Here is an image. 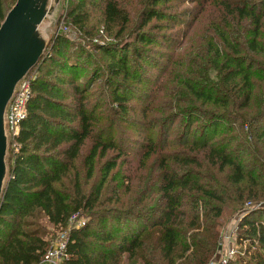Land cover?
I'll return each mask as SVG.
<instances>
[{
	"label": "trees",
	"instance_id": "1",
	"mask_svg": "<svg viewBox=\"0 0 264 264\" xmlns=\"http://www.w3.org/2000/svg\"><path fill=\"white\" fill-rule=\"evenodd\" d=\"M15 1L0 0V25ZM128 7L63 0L80 44L56 36L27 75L0 264L44 263L41 219L66 229L74 214L85 224L61 264H210L223 215L264 200V0H139L135 18ZM236 238L245 250L227 264H264V209Z\"/></svg>",
	"mask_w": 264,
	"mask_h": 264
},
{
	"label": "water",
	"instance_id": "2",
	"mask_svg": "<svg viewBox=\"0 0 264 264\" xmlns=\"http://www.w3.org/2000/svg\"><path fill=\"white\" fill-rule=\"evenodd\" d=\"M50 1L16 0L0 25V197L8 175L6 107L48 46L41 27L51 13Z\"/></svg>",
	"mask_w": 264,
	"mask_h": 264
},
{
	"label": "rangeland",
	"instance_id": "3",
	"mask_svg": "<svg viewBox=\"0 0 264 264\" xmlns=\"http://www.w3.org/2000/svg\"><path fill=\"white\" fill-rule=\"evenodd\" d=\"M9 3H11L13 0H8ZM51 13L48 16V18L44 21L42 27H41V33L42 36L44 37V39L46 40V42L49 41V43L51 42L52 39H54L56 36H65L66 38H68L69 40L75 42L76 44H80V38L81 35L78 32H75V30L71 27H69L68 25H66L64 23V21H62V17H63V0H59L58 3H55V0H51ZM127 3V0H126ZM6 6H8V4H6ZM128 10H130L131 12V17L135 18L136 15L134 14L135 11L137 10V8H139V0H128ZM90 12H91V16H90V22H89V26H92L93 24H95L96 22H98V28L100 29V31L103 29L102 24L100 22V10L98 8V6L95 4L93 6L90 7ZM189 22V21H188ZM79 35V36H78ZM99 35H102L101 32H99ZM95 38V36L93 37ZM94 42H98V39L95 38ZM137 105L139 106V103H137ZM173 132L177 134V129H173ZM172 150H178L177 148H173ZM9 152H13V150L11 148L7 149V157H6V163H7V169H9V164H8V160H9ZM77 165L82 173V167H81V159L78 160ZM150 162H146L145 166L143 167H139V171L136 174V177L139 179L140 176L145 175L148 171ZM153 162H152V168H153ZM133 169H136L137 165L136 162L133 163ZM153 172H155V170L153 169ZM222 176V175H221ZM121 182L123 181H119V180H115L112 183L108 184V190L115 188L116 186H120ZM126 185V182H124ZM131 184V183H130ZM132 186V184H131ZM139 186H145V183L140 182ZM128 188V185L125 186V188ZM126 188V189H127ZM255 208H260V209H264V200L257 203V202H246L244 205V208L241 209L238 212H234L232 214H225L223 215V217L218 221L219 222V241L220 242V248L217 253L215 254V256L213 257V261L217 262L223 255L224 250L226 249L227 246L230 245L231 240L229 241H225L227 237H230L234 234V237L236 239V252L242 253L245 250V246H244V241L242 240H237L236 238V233L238 230V225L241 221V219L246 216L250 210H254ZM80 219H83L84 221L86 220L84 217H79ZM41 223L45 226L47 233L45 235V240L47 242L54 240V238L56 239V237L59 235V232H67L68 228L66 229H55L53 228L50 224L47 223L46 219L42 218L41 219ZM62 230V231H61ZM55 241V240H54ZM234 246V245H233ZM223 249V251H222ZM145 252V251H144ZM149 254L148 252H145L143 254V256H145V254ZM222 253V254H220ZM218 255V256H217ZM139 264H143L142 261H139ZM42 264H48V263H42ZM123 264V262H122ZM124 264H128V263H124Z\"/></svg>",
	"mask_w": 264,
	"mask_h": 264
},
{
	"label": "built area",
	"instance_id": "4",
	"mask_svg": "<svg viewBox=\"0 0 264 264\" xmlns=\"http://www.w3.org/2000/svg\"><path fill=\"white\" fill-rule=\"evenodd\" d=\"M31 79V77H25L21 82L17 84L14 95L6 107L5 123L6 134L8 137V149L11 148L13 150V153L18 152L19 147L17 145L16 139L20 133L21 123L25 120L27 116V105L32 96L30 85ZM84 224L85 221L83 219H80L77 214L72 215L68 222L67 232H59V235L56 237V239L54 238L55 241H49V247L45 254V263L61 264V262L65 258L66 237L68 231L71 228L78 229L80 227H83ZM225 239L226 242L231 240L230 245L226 247L222 257L217 262L212 260L210 264H227L236 256L237 248L234 234Z\"/></svg>",
	"mask_w": 264,
	"mask_h": 264
}]
</instances>
